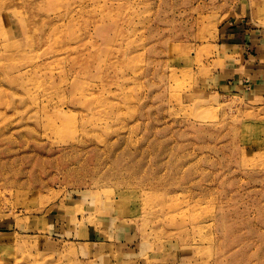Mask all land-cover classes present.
<instances>
[{"label": "rangeland", "instance_id": "374dc122", "mask_svg": "<svg viewBox=\"0 0 264 264\" xmlns=\"http://www.w3.org/2000/svg\"><path fill=\"white\" fill-rule=\"evenodd\" d=\"M263 20L0 0V264H264Z\"/></svg>", "mask_w": 264, "mask_h": 264}, {"label": "bare ground", "instance_id": "6f19581e", "mask_svg": "<svg viewBox=\"0 0 264 264\" xmlns=\"http://www.w3.org/2000/svg\"><path fill=\"white\" fill-rule=\"evenodd\" d=\"M17 14H18V12H17ZM264 21V20H263ZM2 34L4 35V33H3V31H2ZM18 42V44L17 43H9V42H7V40L0 34V43L2 44V48H3V50H4V47H6V49L3 51V52H5L6 53V55L9 57V58H12V56H13V53H14V50L16 49V48H18V46L20 47V42L19 41H17ZM8 66L10 67V68H12V66L10 65V64H8ZM17 70H19V69H17ZM32 86H33V90L34 91H37V89L39 88V84L36 82V81H33L32 82ZM79 94L81 95V96H85V95H87V93H86V91L85 90H81L80 92H79ZM66 128H69V127H66Z\"/></svg>", "mask_w": 264, "mask_h": 264}]
</instances>
